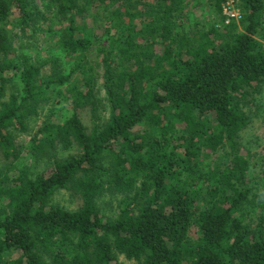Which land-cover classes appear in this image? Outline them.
I'll list each match as a JSON object with an SVG mask.
<instances>
[{"label": "trees", "instance_id": "16d2710c", "mask_svg": "<svg viewBox=\"0 0 264 264\" xmlns=\"http://www.w3.org/2000/svg\"><path fill=\"white\" fill-rule=\"evenodd\" d=\"M42 1L58 55L23 46L20 59L11 27L25 34L39 17L29 0H0V264H264V213L245 221L256 195L239 143L244 102L264 91V0H237L243 31L233 21L191 35L189 0ZM205 1L222 17L225 0ZM55 93L71 112L50 111L30 153H78L31 176L15 166V131ZM106 186L121 196L114 219L99 206ZM61 190L78 210L52 204Z\"/></svg>", "mask_w": 264, "mask_h": 264}, {"label": "rangeland", "instance_id": "374dc122", "mask_svg": "<svg viewBox=\"0 0 264 264\" xmlns=\"http://www.w3.org/2000/svg\"><path fill=\"white\" fill-rule=\"evenodd\" d=\"M31 10L36 13L35 16L39 17L36 23H32L30 29L26 30L23 34L19 26L11 27L12 40L15 49L19 50L21 47L28 49V53L35 58L52 57L58 55V49L55 46L53 36V27L49 26L44 20H40V13L44 12V6L42 0H29ZM236 10L243 15L239 9L238 1L235 5ZM186 19H183L185 29L181 33H195L197 30H209L212 27L222 31L226 26L232 24L230 21L227 24V18L224 15L219 17L213 9L208 6L205 0H189L185 10ZM241 20L235 21L238 25L241 24ZM89 20V19H88ZM92 26V24L90 23ZM239 30L243 31V27L240 25ZM99 33V32H98ZM103 31L100 33L102 34ZM264 44V40L260 39ZM21 59V58H20ZM95 63L100 65L101 58L97 57L95 48L92 51V57L90 58ZM99 73H103L102 68H96ZM44 76L48 74V68L44 70ZM102 84V79L99 81V85ZM105 94L102 92L101 97ZM9 97V96H8ZM6 97L3 101L8 100ZM51 100L46 106L39 111L37 117H33L28 121V131L24 133L15 131V141L19 150L22 151L21 158L16 163V168L23 169L25 167L30 169L31 176L48 172L54 166L55 159H66L70 156L77 155V149L64 150L62 147H58L55 151H50L48 154L41 157H34L30 153L29 145L32 137L36 134L42 122L45 120L50 111L56 113V119L65 118L71 112L70 106L61 100L60 96L51 94ZM60 99V100H59ZM59 100V101H58ZM243 110L249 117V126L241 132L239 143L242 151L245 154H249L251 159L252 169L249 173V185L252 188V192L256 195L255 204L248 206L244 211L246 222H256L259 217L264 213V91L255 95L253 98L245 100ZM52 108V109H51ZM104 112L102 115L105 116ZM79 116L82 123L85 125L88 132H90L94 125V119L91 110H80ZM10 162L6 161L0 155V172H2ZM121 196L117 194L111 187L106 186L105 192L101 201L99 202L102 215L106 219H114L118 213V207ZM52 204L60 206L67 211L74 212L80 208L82 201L79 197L71 194L69 191L61 190L53 197ZM193 239H197V235L191 234ZM120 262L123 264H136L133 261L126 260L124 257H120Z\"/></svg>", "mask_w": 264, "mask_h": 264}, {"label": "built area", "instance_id": "2783aa9c", "mask_svg": "<svg viewBox=\"0 0 264 264\" xmlns=\"http://www.w3.org/2000/svg\"><path fill=\"white\" fill-rule=\"evenodd\" d=\"M237 0H225L223 4V12L224 15L227 18V24L230 23V21H239L241 20L240 13L236 10Z\"/></svg>", "mask_w": 264, "mask_h": 264}]
</instances>
